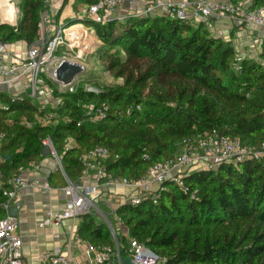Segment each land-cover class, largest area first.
<instances>
[{
	"label": "trees",
	"instance_id": "obj_1",
	"mask_svg": "<svg viewBox=\"0 0 264 264\" xmlns=\"http://www.w3.org/2000/svg\"><path fill=\"white\" fill-rule=\"evenodd\" d=\"M20 9L16 26L0 20V35L4 41L30 45L40 38L41 15L47 6L45 0H23ZM81 20L95 27L103 65L123 82L101 86L82 74L74 92L60 93L49 79L54 95L62 98L56 110L40 111L28 97L12 102L0 95L10 106L9 111H0L4 115L17 111L32 122L36 114H58L54 125L35 122L28 128L0 123V131L6 133L0 153L7 157L0 170L6 178L21 166L45 159L42 140L47 137L70 178L83 170L81 151L96 145L110 151L109 172L138 179L153 162L173 158L185 137L215 129L245 145L264 142V46L259 58L243 57L236 63L234 43L217 37L203 22L166 16L128 17L106 24ZM88 85L104 92L86 91ZM102 103L110 105L108 117L89 123L83 105ZM68 139L79 147L68 145ZM145 154L149 159L143 158ZM182 180L187 192L168 179L158 203L144 199L118 207L117 215L128 229L118 238L122 258L129 257L131 238L164 264H264L263 162L247 159L196 169L184 173ZM5 200L0 192L1 218ZM77 235L96 246L115 248L108 227L93 215L81 218Z\"/></svg>",
	"mask_w": 264,
	"mask_h": 264
},
{
	"label": "built area",
	"instance_id": "obj_2",
	"mask_svg": "<svg viewBox=\"0 0 264 264\" xmlns=\"http://www.w3.org/2000/svg\"><path fill=\"white\" fill-rule=\"evenodd\" d=\"M53 1L45 0L46 6L49 7ZM137 1L140 6L130 17L166 16L183 22L196 24L203 22L212 33L214 30L213 18L222 16L230 17L241 28L251 26L264 28V0H240L236 3L232 0H185L178 3L172 0H96L94 3H87L83 10V17L92 19L99 24L121 20L123 18L117 17L120 8L125 3ZM47 23L45 13H42L41 37L28 45L26 53L22 56L13 55L10 51L11 43L4 41L0 35V86L9 87L11 84L27 79V88L31 90L29 94L9 96L12 102L23 101L25 97L37 99L52 95L53 91L46 83L44 75L52 73L53 76H56V71L63 62L75 63L80 65L83 70L86 69L85 64L80 62L84 56V52L81 50L77 53L76 58L56 56L57 49L66 44L69 32H67V28L61 26L47 30ZM256 44L264 46V38L260 36ZM242 59L243 57L238 55L236 63L241 62ZM77 78L70 85L62 84L57 79L55 82H59L62 92H74ZM39 109L40 111L47 110L48 104L42 103ZM137 109H140V106H137ZM9 110L10 106L0 100V111ZM109 112L110 105L107 103L84 106V116L92 124L106 119ZM56 119L58 120L57 114L45 112L44 115L39 116L38 121L46 124L50 121L54 122ZM65 119L68 120V118ZM21 124L28 128L33 127V122L25 119ZM5 138L6 133L0 131V147ZM42 143L44 147L51 150L50 156L57 160L65 176L67 184L63 191L68 199L62 210H47L40 226H59L65 221L79 220L87 214L100 219L108 227L115 242V248L96 246L89 241L82 240L85 252L92 259L93 264H122L123 260L118 238L122 235L121 226L126 227L118 217L116 207L111 206L109 213L102 209L99 204L102 200L101 186L127 188L129 192L126 200L123 199V201L128 205L141 203L144 199L151 200L156 204L161 197L162 186L168 179L176 181L184 188L185 192L188 191L182 180L183 174L188 170L215 169L224 163H240L247 159H256L264 164V142L258 145H245L240 139L213 129L205 135L185 137L180 143L178 153L173 158L163 162H153L147 172L138 179L125 178L109 172L106 161L110 157V151L106 146L96 145L81 151L79 161L83 166L84 173L74 181L66 175L61 158L57 154L51 138H45ZM66 143L77 146V143L71 139L66 140ZM143 158L149 159V155L145 154ZM24 173L25 167L22 166L16 174L6 178L0 170V192L6 197L2 203L5 216L0 217V264H25L24 241L18 232L20 220L18 216L11 215V210L19 198V192L30 187L50 188L48 182L37 178H26ZM89 174L93 175L96 183L87 182L91 181L88 179ZM192 197H194L193 194ZM73 237L79 240L74 234ZM127 254L134 264H164V260L150 248L131 238ZM39 264H75V262L73 257L64 255L61 249H56L47 254Z\"/></svg>",
	"mask_w": 264,
	"mask_h": 264
},
{
	"label": "crops",
	"instance_id": "obj_3",
	"mask_svg": "<svg viewBox=\"0 0 264 264\" xmlns=\"http://www.w3.org/2000/svg\"><path fill=\"white\" fill-rule=\"evenodd\" d=\"M65 0H54L53 3L47 7L45 10V16L48 20L47 30L50 28H59L64 27L60 20L62 16L68 11V7H72L73 5H79L81 8V12L86 8L87 1L85 0H68L64 4ZM173 2H182L185 0H172ZM139 2L135 3H125L121 8L117 15L120 16L121 20L117 21H125L128 17L132 15L139 8ZM80 14V13H79ZM59 17V19H58ZM80 19L82 18L79 17ZM1 23H5L1 18ZM214 30L213 34L217 37H220L224 40H231L235 45L236 55H241L242 57L249 58H259L261 49H254L256 41L261 36L264 38V28H260L257 26H251L249 28H241L237 23L233 22V20L228 16L222 17H214ZM18 23V22H17ZM17 23H10L11 26H15ZM83 20L80 25L83 24ZM70 25V24H69ZM87 29H93V27L88 26V24H83ZM68 26V25H67ZM66 28V27H64ZM42 33V29L40 28V35ZM41 37V36H40ZM240 42V45L238 44ZM71 39L66 41L64 46H60L59 49H71ZM28 45L25 42L18 41L11 43L10 51L13 55L22 56L26 53ZM100 56V53H98ZM94 57L101 61L96 54ZM85 58V57H84ZM84 64L85 61L81 60ZM87 67V64H85ZM87 70V69H86ZM84 73V72H83ZM81 76V75H80ZM79 76V77H80ZM77 78V81L79 79ZM46 78V77H45ZM49 80L46 78V83L50 87ZM53 81V80H52ZM53 83L57 84L58 92L62 93L60 89V84L53 81ZM28 80L23 79L16 84H11L9 87L0 86V95L11 96L14 94L24 95L26 93H31V90L27 88ZM29 98V97H28ZM35 105L39 108L42 103L48 104V108L57 109L61 103L62 98L54 95H47L43 98L33 99L30 98ZM2 101V99H0ZM86 104L83 105V107ZM84 109V108H83ZM50 110V109H49ZM52 113V112H51ZM53 113H56L55 111ZM57 114V113H56ZM58 115V114H57ZM39 115L36 114L33 124L38 121ZM28 120L24 114H20L19 112H8L7 114H3L0 112V123L5 125L6 127H11L14 123H21L23 120ZM29 121V120H28ZM56 121H50L46 124L54 125ZM89 122V121H88ZM40 123V122H39ZM90 123V122H89ZM4 132V130H2ZM5 141V140H4ZM2 142V145L4 144ZM1 145V146H2ZM79 147V146H77ZM1 149V147H0ZM1 155V153H0ZM40 163L31 162L23 167H25L24 177L29 179H39L43 182H48L50 185L49 189H44L42 187L38 188H24L19 192V198L15 203L13 208H16L17 203L22 202V206L18 210V218L20 220V225L18 228L19 234L23 237L24 241V262L25 264H39L41 260L49 253L56 249H61L64 255H69L73 257L75 264H93L92 259L86 254L84 245L82 244V240L78 237V229L81 226V218L75 221H65L61 223L59 226H45L41 227L40 224L45 218V214L47 210L59 211L62 210L68 199L67 195L64 193L63 188L66 186V179L63 175L59 165H54L51 162V156H44ZM3 156L1 155V163L4 162ZM22 167V166H21ZM57 167L59 170H57ZM47 169L49 174H45L41 171V169ZM83 168V166H82ZM196 170V169H195ZM193 171V170H188ZM66 173V172H65ZM83 170L80 175L75 176L74 178H70L71 180H78L80 176L83 174ZM67 175V174H66ZM91 181H87L88 183H96L92 174H89V178ZM156 186V185H155ZM102 192V200H100L99 204L102 209H104L107 213L111 210V206L120 207L125 204L124 201L128 195L129 190L124 187H106L101 186ZM124 199V201H123ZM120 201V202H119ZM123 201V203H121ZM114 218V216L112 215ZM121 236L127 235L128 229L123 228L121 226ZM72 232V233H71ZM73 234L79 240H76L73 237Z\"/></svg>",
	"mask_w": 264,
	"mask_h": 264
},
{
	"label": "rangeland",
	"instance_id": "obj_4",
	"mask_svg": "<svg viewBox=\"0 0 264 264\" xmlns=\"http://www.w3.org/2000/svg\"><path fill=\"white\" fill-rule=\"evenodd\" d=\"M23 0H0V18L5 22L4 24L10 25V23H17L20 16H21V9L20 3ZM82 8V7H81ZM81 8L79 5H73L72 7H68V11L62 16V18L58 21L63 24L64 27H67V32H69L68 37L71 39V49H57L56 56H67L68 58H76L77 53L79 50L84 52L83 60L87 67L83 73L84 76L92 77L96 80L98 84L101 86L107 85H118L121 84L123 81L115 79L105 68L102 63L98 61L97 57L95 58L94 55L99 56V49L101 48V42L96 34V30L94 27L92 30L87 29L83 24L77 25L81 23V19L79 17L83 14L81 12ZM80 13V14H79ZM59 19V17H58ZM70 24V25H69ZM17 24H15L16 26ZM68 25V26H67ZM73 26H77L76 30L68 31ZM240 45V42H238ZM254 49H262L263 46L259 44L255 46ZM85 57V58H84ZM82 62V61H80ZM50 73V72H49ZM50 75V76H49ZM49 75H44V77L56 81L57 77L53 76L52 73ZM55 80H54V78ZM53 78V79H52ZM59 83V82H57ZM54 167L58 165V162L55 158L50 159ZM97 222H101L100 219L96 218Z\"/></svg>",
	"mask_w": 264,
	"mask_h": 264
},
{
	"label": "water",
	"instance_id": "obj_5",
	"mask_svg": "<svg viewBox=\"0 0 264 264\" xmlns=\"http://www.w3.org/2000/svg\"><path fill=\"white\" fill-rule=\"evenodd\" d=\"M83 74V69L80 65L71 63V62H63L56 71V77L57 81H59L62 84L70 85L73 84L77 77ZM86 91L94 92L96 94H101L104 92L103 89L95 86V85H88L86 87ZM43 155L48 157L51 155V150L48 147L44 148ZM7 157L3 156V159H6ZM57 170L59 168L57 167ZM41 171L45 174H49V171L47 169H41ZM22 206V202L17 203L16 208H13L11 210V215L17 216L18 210ZM122 264H134L131 258L127 257L122 260Z\"/></svg>",
	"mask_w": 264,
	"mask_h": 264
},
{
	"label": "bare ground",
	"instance_id": "obj_6",
	"mask_svg": "<svg viewBox=\"0 0 264 264\" xmlns=\"http://www.w3.org/2000/svg\"><path fill=\"white\" fill-rule=\"evenodd\" d=\"M77 25H80V24H77ZM77 26H73L72 28H70L68 31H73V30H76L77 28H76Z\"/></svg>",
	"mask_w": 264,
	"mask_h": 264
}]
</instances>
